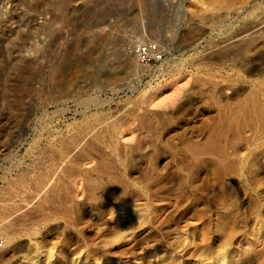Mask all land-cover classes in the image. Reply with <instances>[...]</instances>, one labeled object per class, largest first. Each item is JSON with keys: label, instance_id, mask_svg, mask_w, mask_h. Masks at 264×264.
<instances>
[{"label": "rangeland", "instance_id": "obj_1", "mask_svg": "<svg viewBox=\"0 0 264 264\" xmlns=\"http://www.w3.org/2000/svg\"><path fill=\"white\" fill-rule=\"evenodd\" d=\"M0 264H264V0H0Z\"/></svg>", "mask_w": 264, "mask_h": 264}, {"label": "built area", "instance_id": "obj_2", "mask_svg": "<svg viewBox=\"0 0 264 264\" xmlns=\"http://www.w3.org/2000/svg\"><path fill=\"white\" fill-rule=\"evenodd\" d=\"M131 50L142 65L157 67L163 63L164 53L158 43H140L134 45Z\"/></svg>", "mask_w": 264, "mask_h": 264}, {"label": "bare ground", "instance_id": "obj_3", "mask_svg": "<svg viewBox=\"0 0 264 264\" xmlns=\"http://www.w3.org/2000/svg\"><path fill=\"white\" fill-rule=\"evenodd\" d=\"M258 30H259V29H258ZM256 34H257V33H256ZM250 38H252V37H250ZM241 39H242V40H241V42H242L244 39H243V38H241ZM247 39H249V38H246L245 41H247ZM249 40H250V39H249ZM245 41H244V42H245ZM243 49H244V48H243ZM245 50H246V49H245ZM131 62H132V61H131ZM131 62H130V64H131ZM131 65H133V63H132ZM129 68H130V67H129ZM258 69H260V68H258ZM132 70H133V69H132ZM262 70H263V69H261V70H257L256 72H255V71H254V72H255V74H257V73L261 72ZM254 72H253V73H254ZM140 78H141V77H140ZM136 79H138V81L141 80V79H139V77H138V78L136 77ZM167 85H168V84H167ZM165 86H166V85H165ZM159 89H160V88H159ZM157 91H158V90H154L153 93H155V92H157ZM230 181H232V180L230 179ZM233 186H234V184H233Z\"/></svg>", "mask_w": 264, "mask_h": 264}]
</instances>
